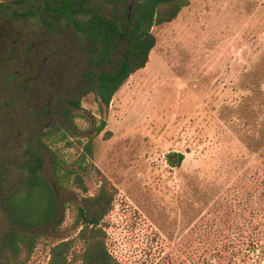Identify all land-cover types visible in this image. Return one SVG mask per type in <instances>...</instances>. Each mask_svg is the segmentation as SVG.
I'll return each instance as SVG.
<instances>
[{"label":"rangeland","instance_id":"1","mask_svg":"<svg viewBox=\"0 0 264 264\" xmlns=\"http://www.w3.org/2000/svg\"><path fill=\"white\" fill-rule=\"evenodd\" d=\"M138 2L85 7L125 22ZM44 5L0 13V264H48L54 245L77 236L82 199L102 174L117 188L104 227L121 264H264V0H189L151 29L149 63L102 112L77 85L113 69L124 45L99 63L69 19L51 27L23 15ZM29 145L56 189L54 216L41 219L43 197L32 227L12 221L7 203L29 174ZM173 153L185 155L180 165ZM12 233L22 234L19 255Z\"/></svg>","mask_w":264,"mask_h":264},{"label":"trees","instance_id":"2","mask_svg":"<svg viewBox=\"0 0 264 264\" xmlns=\"http://www.w3.org/2000/svg\"><path fill=\"white\" fill-rule=\"evenodd\" d=\"M28 1L0 0V13L13 6H22ZM85 4L86 0H45V5L40 10L28 11L23 15L39 16L43 26L51 27L64 19H69L77 29V37L91 43L93 52L99 57V63L108 60L114 51L124 45L122 58L113 69L102 70L96 75L86 73L85 82L77 85V90L82 91V96L92 92L96 94L102 112L104 108H109L121 86L149 63L150 54L157 44V38L151 29L177 19L182 9L188 6L189 0H139L130 22H118L116 19L90 11ZM84 15H89L86 21L81 20V16ZM70 103L81 108L80 99L71 100ZM47 110L49 108L44 111ZM106 124V121H103L99 128L100 132L104 130ZM50 127L49 125L48 128ZM27 155L30 159L24 166L29 174L23 180V187L7 197V203L12 221L32 227L36 224L35 213L43 197L49 202L41 219L47 222L54 216L56 189L49 185L41 174L42 158L31 145ZM168 158L171 163L180 165L185 155L173 153ZM102 177L98 192L82 199L76 219L77 236L54 245L48 264H121L108 249V236L104 227L105 218L113 209L117 188L106 175L102 174ZM75 182L80 189L88 192L81 175H76ZM11 237L12 249L19 255L21 249L17 243L22 239V234L12 233ZM33 241L34 239L28 245L30 249H33Z\"/></svg>","mask_w":264,"mask_h":264},{"label":"flooded vegetation","instance_id":"3","mask_svg":"<svg viewBox=\"0 0 264 264\" xmlns=\"http://www.w3.org/2000/svg\"><path fill=\"white\" fill-rule=\"evenodd\" d=\"M133 10V5H130L129 7H128V12H129V19H128V17H127V19H128V22H130L131 20H132V18H130L131 17V11Z\"/></svg>","mask_w":264,"mask_h":264}]
</instances>
